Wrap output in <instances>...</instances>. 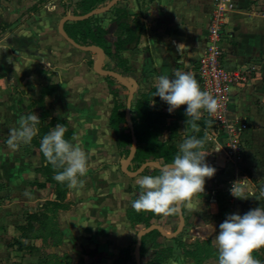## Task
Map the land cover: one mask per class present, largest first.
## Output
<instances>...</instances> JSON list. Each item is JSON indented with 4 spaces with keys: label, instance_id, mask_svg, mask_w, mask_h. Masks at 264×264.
Listing matches in <instances>:
<instances>
[{
    "label": "crops",
    "instance_id": "0c3cea01",
    "mask_svg": "<svg viewBox=\"0 0 264 264\" xmlns=\"http://www.w3.org/2000/svg\"><path fill=\"white\" fill-rule=\"evenodd\" d=\"M71 2L73 0H0V83L6 77L4 73L35 75L37 72L46 71V74H49L46 66L52 59H60L61 54L78 53L70 50L73 46L58 31L61 19L68 14L65 10H72V7H68ZM233 2L234 5L237 4L238 9L235 6L225 28L222 42L223 65L227 70H235L241 66L255 70L252 81L231 101L233 115L245 118L248 123L247 131L243 136L242 161L237 165L226 164L230 170L233 168L232 178L237 181L235 189L239 197H234V214L242 216L246 213V208L245 213L244 207L242 208L244 196L248 201L253 199L247 212L264 207V0H233ZM120 3L128 15L138 18L146 27L134 50L119 53L120 58L126 61V66L134 72L133 75L137 78L138 86L143 88V93L154 87L155 79L160 75L173 78V73L177 69L195 74L197 57L205 46L213 0H124ZM101 25L106 31V40L110 43L115 42L121 32L113 19L107 16L102 20ZM110 48L114 49L113 46ZM10 84L14 86L15 83L10 82ZM48 86H53L54 91L43 94V90ZM56 90V85L53 84L42 86L38 97L27 106L28 110L24 116L35 113L32 110L36 109L39 111L36 114L40 119L39 124L47 125L52 119H56L66 122L69 126L66 119L53 116L49 112L47 100L56 93ZM39 99H42L44 110L37 103ZM43 112L48 115L44 119L41 118ZM7 120L10 122V118ZM56 125L57 123L50 127V130ZM69 128L73 131L70 126ZM184 128L187 132L190 131V134L200 133L198 126H184ZM225 168L224 166L223 169ZM33 174L36 183H45V178L38 173V170ZM0 185L7 190L6 181L0 180ZM48 186H53L54 194V185L48 183H45L44 188L36 186L31 190V194L36 197L35 203L49 201L45 200ZM69 190L64 201L67 208L60 211L57 216L62 241L57 247L51 248V253L59 257H68L69 264L78 262L79 264H111L110 224L102 221L101 230L90 226L89 221L100 217L84 211L82 200H78L80 206L73 204ZM204 193L207 194L206 191ZM53 194L52 200L55 199ZM25 197H28L29 202L30 196ZM21 200L24 201V197ZM14 202L18 201H10L7 210L4 208L6 206H0V264H40L39 251H43L39 245L41 243L35 245L39 250L35 253L30 250H18L15 245L19 243L28 246L31 242L19 237L17 227L25 222L23 217H20V224L14 223L12 212L18 209V206L13 205ZM28 212L33 213L35 210ZM127 221V216H124L123 227L126 226ZM127 233V230H122L124 236L120 238L122 247L126 244ZM92 251L94 253L90 255ZM189 260L191 264H195L192 259L188 258L187 261Z\"/></svg>",
    "mask_w": 264,
    "mask_h": 264
},
{
    "label": "rangeland",
    "instance_id": "374dc122",
    "mask_svg": "<svg viewBox=\"0 0 264 264\" xmlns=\"http://www.w3.org/2000/svg\"><path fill=\"white\" fill-rule=\"evenodd\" d=\"M77 2L78 0H73L68 5V7H72V10H65L68 12L65 15H73ZM235 6L238 9L237 4L234 5V9ZM143 13H145L144 9ZM211 13L212 9L210 15ZM109 18L112 17L109 16ZM70 50L73 53H78L61 54L60 59H52L49 65L46 66V70L50 72L49 74H46V71L37 72L35 75L30 73L19 74L17 72L10 75L4 73L6 77L0 83V180L6 181L8 185L7 190L4 189L3 185H0V206H6L4 208L7 210L10 201L17 200L19 203L14 202L13 205L18 206V209H15L12 215L14 216V223L20 224V217H23L25 222V214L30 210L38 212L45 202L35 203L36 197L31 194V190L36 187L33 173L38 170L41 164L38 149L32 144H21L14 150L7 145L6 141L10 129L18 127L20 117H24L28 110L27 106L38 97L41 87L47 84L56 85V93L48 97L47 100L49 112L53 116L68 121L76 138L75 140L72 139L71 142L74 144L79 143L89 154L88 172L85 177H82L85 181L84 186L69 190L72 202L80 206L78 200H82L84 211L100 217L89 221L90 226L101 230L102 221L105 224H110L112 246L109 256L112 260L111 264H117L119 253L125 246L133 252V259L120 264H134L136 234L145 227L143 225L132 226L128 221L125 222L126 226L123 227L122 218L127 216V211L132 207V202L139 196L140 189L136 184V180L144 175L155 176L159 173L158 170L152 167L147 168L138 177H129L122 172L121 167L127 156L125 157L117 147L115 134L108 126V118L116 100L119 103L126 104L128 90L118 81L99 76L94 72L93 65L96 60L94 53L74 51L77 49L73 47H70ZM116 63L115 59L106 57L103 62V69H116ZM51 69H54V71H51ZM122 69L125 73L124 77L136 83L132 100L134 101L141 97L143 88L138 86L137 78L129 67L124 65ZM193 76L195 77V75ZM10 82H14V86ZM113 90L118 92L116 99L112 95ZM33 111L35 114L39 113L36 109ZM8 118H10V122H8ZM39 125L44 126V124ZM179 134L183 140L190 135V131L187 132L184 126H181ZM202 142L203 148L201 150H205L206 153L210 145L205 143L204 140ZM209 165L213 166L210 162ZM224 166L225 169H223ZM224 166L222 168L215 167V175L206 178L204 192L206 191L207 194L204 192L197 193L190 202L184 204L185 225L176 237V241L166 239L163 243L164 247L173 249L171 257L163 264H191L190 260L187 261L188 257L184 256L178 243L188 245L200 242L203 247L209 245L217 253L212 244V236L218 234L219 225L225 221L227 216L234 214L235 205V196L231 191L235 187V181L232 178L233 168L230 170L229 167ZM128 169L136 171L138 168L131 162ZM52 190L53 186L47 187L45 200H52ZM25 193H28V195H25ZM13 194L16 196H12ZM25 196H30V203L28 197ZM22 197H24V201L21 200ZM252 200L248 201L246 196L243 197V211L246 208L245 211L247 212ZM108 216L110 218L107 219ZM152 224L159 225L166 233L172 234L179 225L178 215H163L158 220L153 221ZM214 228L216 233H214ZM123 229L127 230L128 233L125 237L126 244L122 247ZM39 245L43 250L39 251V260L44 258L45 262H53L51 258L47 257L52 254V242L48 241L46 245ZM93 253L94 251L90 255ZM253 257L259 260L260 264H264V248L253 252ZM153 258L154 250L147 249L141 259V264H150ZM204 264L218 263L207 261Z\"/></svg>",
    "mask_w": 264,
    "mask_h": 264
},
{
    "label": "trees",
    "instance_id": "16d2710c",
    "mask_svg": "<svg viewBox=\"0 0 264 264\" xmlns=\"http://www.w3.org/2000/svg\"><path fill=\"white\" fill-rule=\"evenodd\" d=\"M110 0H78L76 3L73 15H84L93 9L104 6ZM121 3L114 5L107 13L100 16H94L84 21L68 22L64 24L65 33L76 43L82 46H97L103 49L107 58H112L117 61L116 69L122 76L125 73L122 66L126 65V61L121 59L119 53L126 50H134L140 40V37L145 32V25L136 17L128 15ZM107 16H111L116 23L121 34L117 40L110 43L106 40V31L103 29L101 22ZM110 46H113L112 50ZM53 86H48L43 90V94H50L54 91ZM156 89L152 87L148 92L143 93L140 98L132 101L131 105V121L134 128V134L137 140V148L132 160V163L139 168L145 162L155 161L161 165L170 163L174 156L179 152V145L185 140L180 138L179 130L181 126H193L192 123L187 124L188 117L185 115L186 105L170 113L168 105L158 96H154ZM117 90L112 91L113 97L117 98ZM44 110L42 99L37 102ZM126 104L114 102L113 109L109 116V127L114 132L117 147L125 155L129 153L131 146L130 131L125 122ZM48 115L42 113V119ZM55 123L62 124L66 129V139L70 140L73 137V131L68 124L63 121L52 119L47 125H38V134L33 138L31 144L38 149L41 166L38 168L40 173L45 178V183L54 185V200L44 202L38 212L26 213L25 223L18 226L20 239H25L31 242L28 246H23L19 243L15 244L18 250H30L38 252L35 247L37 243L46 245L48 241L52 242L53 247L61 244L62 235L58 228L57 216L62 210H66L64 203L69 188L66 184L58 183L53 179L56 170L46 161L44 155L40 151V142L44 135L50 131ZM195 126L200 128V133L188 135L187 138L202 136V133L208 129L209 120L206 116H202L199 121H195ZM186 138V139H187ZM160 173V171H157ZM45 183H36L38 188H44ZM182 207V211H183ZM163 215L154 213L140 212L137 213L132 207L127 211V219L132 226L143 225L145 228L152 225V222L158 220ZM174 241L177 240L173 239ZM166 241L157 231H152L142 238L140 257H144L147 249L154 250V258L150 264H162L171 257L173 249L164 247ZM180 249L183 250L185 257L194 261L195 264H204V262H216L217 253L209 246L203 247L200 242L193 244L178 243ZM133 252L129 247L122 249L117 259V264L129 262L133 259ZM53 262H45L40 260V264H69L68 257H59L56 254H49Z\"/></svg>",
    "mask_w": 264,
    "mask_h": 264
},
{
    "label": "clouds",
    "instance_id": "9594fccd",
    "mask_svg": "<svg viewBox=\"0 0 264 264\" xmlns=\"http://www.w3.org/2000/svg\"><path fill=\"white\" fill-rule=\"evenodd\" d=\"M154 87V96L160 97L168 105L170 113L183 105L187 106V124L192 123L193 127L205 112L212 116L220 107L218 100L208 91H202L197 79L188 72L177 69L173 78L160 75L156 77ZM39 123L40 119L35 113L22 117L18 127L10 129L7 145L15 150L21 144H31L38 134ZM66 132L62 124H57L42 137L40 151L56 170L53 179L66 184L69 189H78L85 183L82 177L88 172L89 154L79 143L74 144L66 139ZM202 148L200 139L194 136L187 138L179 145L178 154L160 169L158 175L139 177L136 184L140 192L132 202V208L137 213L177 214L195 194L203 193L206 178L213 177L216 168L206 162L209 153L202 151ZM231 191L239 197L235 187ZM212 244L217 251L218 264H260L253 257V252L264 248V207L251 209L242 216L228 215L219 225L218 234L212 236Z\"/></svg>",
    "mask_w": 264,
    "mask_h": 264
},
{
    "label": "built area",
    "instance_id": "2783aa9c",
    "mask_svg": "<svg viewBox=\"0 0 264 264\" xmlns=\"http://www.w3.org/2000/svg\"><path fill=\"white\" fill-rule=\"evenodd\" d=\"M234 10L233 0L213 1L205 46L196 60L194 74L201 90L212 94L220 105L216 114L212 116L207 112L203 114L209 120V127L201 136L202 140L210 145L206 152L209 153L206 162L217 168H222L227 163L237 165L242 161L243 136L247 131L248 123L245 118L233 115L231 101L252 81V74L255 72L253 68L246 66L235 70L224 68L222 42L230 14Z\"/></svg>",
    "mask_w": 264,
    "mask_h": 264
},
{
    "label": "water",
    "instance_id": "95a60500",
    "mask_svg": "<svg viewBox=\"0 0 264 264\" xmlns=\"http://www.w3.org/2000/svg\"><path fill=\"white\" fill-rule=\"evenodd\" d=\"M121 1H124V0H110L104 6L93 9L92 11L84 15H66L61 19L59 26H58V31H59V34L73 47L79 50L85 51V52L94 53L96 55V60L93 65V70L96 74H98L99 76L105 77V78L114 79L118 81L120 84H122L128 90V96L126 99V109H125V122H126L127 128L130 131L131 146L129 148V153L122 164L121 170L129 177H137L141 175L149 167H152L160 171V169L164 165H161L155 161H148L140 165L136 171H130L128 169V166L132 162L135 152H136V148H137V140L134 134V128H133V124L131 121V105H132V100H133V96H134V92L136 88V83L131 82L128 78L122 76L120 73L116 71L103 69V62H104V59L106 58L103 49L97 46H82L76 43L74 40H72L64 31L65 23L84 21L91 17L105 14L114 5H116L118 2H121ZM177 215H178L179 225L172 234L166 233L161 226L156 225V224H152L149 227L137 232L136 244H135V249H134V264H141L140 250H141L142 238L146 236L147 234L151 233L152 231H157L165 239L173 240L181 233L185 225V220H184L182 209L179 213H177Z\"/></svg>",
    "mask_w": 264,
    "mask_h": 264
}]
</instances>
